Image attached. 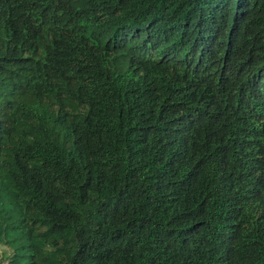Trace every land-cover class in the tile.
I'll use <instances>...</instances> for the list:
<instances>
[{"label": "trees", "instance_id": "trees-1", "mask_svg": "<svg viewBox=\"0 0 264 264\" xmlns=\"http://www.w3.org/2000/svg\"><path fill=\"white\" fill-rule=\"evenodd\" d=\"M8 264H264V0H0Z\"/></svg>", "mask_w": 264, "mask_h": 264}, {"label": "rangeland", "instance_id": "rangeland-1", "mask_svg": "<svg viewBox=\"0 0 264 264\" xmlns=\"http://www.w3.org/2000/svg\"><path fill=\"white\" fill-rule=\"evenodd\" d=\"M5 247L4 246H0V264H8L7 260H3L4 259V255H5Z\"/></svg>", "mask_w": 264, "mask_h": 264}]
</instances>
